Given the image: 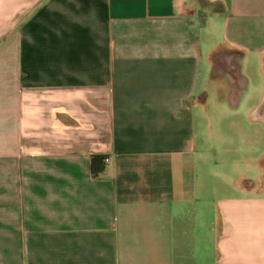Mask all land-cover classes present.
<instances>
[{
    "label": "crops",
    "instance_id": "0c3cea01",
    "mask_svg": "<svg viewBox=\"0 0 264 264\" xmlns=\"http://www.w3.org/2000/svg\"><path fill=\"white\" fill-rule=\"evenodd\" d=\"M249 74L263 135L264 0H0V264H264V145L201 192Z\"/></svg>",
    "mask_w": 264,
    "mask_h": 264
},
{
    "label": "rangeland",
    "instance_id": "374dc122",
    "mask_svg": "<svg viewBox=\"0 0 264 264\" xmlns=\"http://www.w3.org/2000/svg\"><path fill=\"white\" fill-rule=\"evenodd\" d=\"M205 34L202 31L204 40ZM212 41L221 38L220 32H212ZM203 76L207 68L203 69ZM253 85L239 110H230L221 104L219 95H213L205 105L202 106L200 141L201 157L205 160L202 164V194H210L215 191L221 193V184L225 179H236L237 170L245 169L250 177L256 180L258 170L254 166L248 169V160L257 163L259 149L264 145V134L257 130L259 124L249 118L251 107L259 102L256 79L249 74ZM210 82L216 79L207 74ZM214 85V84H213ZM205 118V119H204ZM260 130V129H259ZM210 167L216 170L215 175L207 176L203 170ZM232 166V168H231ZM209 173V171H208ZM216 186V187H215ZM235 193V190L233 191Z\"/></svg>",
    "mask_w": 264,
    "mask_h": 264
},
{
    "label": "trees",
    "instance_id": "16d2710c",
    "mask_svg": "<svg viewBox=\"0 0 264 264\" xmlns=\"http://www.w3.org/2000/svg\"><path fill=\"white\" fill-rule=\"evenodd\" d=\"M104 157L96 156L92 158L91 172L92 175L98 176L104 169Z\"/></svg>",
    "mask_w": 264,
    "mask_h": 264
},
{
    "label": "flooded vegetation",
    "instance_id": "af4514ba",
    "mask_svg": "<svg viewBox=\"0 0 264 264\" xmlns=\"http://www.w3.org/2000/svg\"><path fill=\"white\" fill-rule=\"evenodd\" d=\"M217 66V64H216ZM229 70L231 69V72H232V81L231 82H234L233 78H235V75L233 74L234 73V70L232 69V67H229L228 68ZM215 73H222V71H219V68L218 66L215 68ZM257 115L260 119L264 120V102L258 107L257 109Z\"/></svg>",
    "mask_w": 264,
    "mask_h": 264
},
{
    "label": "built area",
    "instance_id": "2783aa9c",
    "mask_svg": "<svg viewBox=\"0 0 264 264\" xmlns=\"http://www.w3.org/2000/svg\"><path fill=\"white\" fill-rule=\"evenodd\" d=\"M105 161H106V162H108V160H107V159H106Z\"/></svg>",
    "mask_w": 264,
    "mask_h": 264
}]
</instances>
